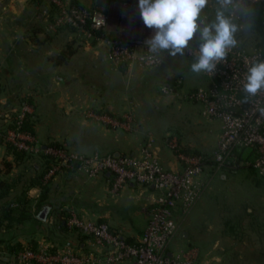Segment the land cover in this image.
Returning a JSON list of instances; mask_svg holds the SVG:
<instances>
[{
    "label": "built area",
    "instance_id": "1",
    "mask_svg": "<svg viewBox=\"0 0 264 264\" xmlns=\"http://www.w3.org/2000/svg\"><path fill=\"white\" fill-rule=\"evenodd\" d=\"M45 1L56 10L49 28L66 26L86 40L98 38L95 31L105 33L107 30L109 17L106 11L67 0ZM256 3L263 6L257 26L264 30V0H208L202 18L206 23L212 22L217 13L222 12L236 25L234 36H238L237 43L213 75L202 73L206 85L189 90L184 96L200 104V115L205 120L219 122L220 134L208 155L191 148L187 150L175 136L168 135L164 144L176 158V170L164 168L156 158L152 135L140 143L136 155L81 154L69 151L63 144L39 145L35 136L23 128L33 113V106L28 101L0 116V144L30 155L42 153L48 159L44 183L66 172L79 173L89 180L107 174L110 197H120L129 185H133L140 189L134 200L142 202L146 210L141 236L136 242H130L122 230L75 208H68L62 217L63 225L86 236L87 247L59 246L44 239L25 242L13 258L15 264H203L197 247L172 253L168 248L180 222L207 188L208 183L203 176L205 167L208 164L223 165L228 158L236 159V150L251 149L253 159L242 161L264 178V91L246 99L242 88L247 68L254 61L264 60L260 37L247 19L248 12ZM119 5L122 13L116 33L109 41V58L115 65H125L131 70L160 67L167 52L150 53L145 44L154 30L144 25L137 6ZM127 19L141 23L142 36L133 35ZM198 45V39L191 41L184 56L195 61L199 54ZM181 86L182 79L175 77L172 83L162 85L160 91L178 94ZM85 116L113 129L131 132L135 128L131 112L115 117L92 108L85 112Z\"/></svg>",
    "mask_w": 264,
    "mask_h": 264
},
{
    "label": "crops",
    "instance_id": "2",
    "mask_svg": "<svg viewBox=\"0 0 264 264\" xmlns=\"http://www.w3.org/2000/svg\"><path fill=\"white\" fill-rule=\"evenodd\" d=\"M119 3L127 2L120 1ZM119 3L115 1L107 2L106 0V4L101 6L108 13V27L103 36L101 35L94 40L81 38L67 28H59L51 34H46V36L43 31H32V40L25 39L27 41L26 50H28L34 62L33 65H36L37 69H33V72L25 77L17 78V81L22 84L21 89L16 88L10 94H3L0 89V116L9 109L21 104L26 98L33 106L32 124L34 136L39 145L63 144L69 151L81 154L101 152L136 155L140 143L148 135H151L149 130L146 131L138 126L133 132L113 129L102 122L85 116V112L92 108L118 116H122L125 112L131 110L134 104L131 105L127 100L129 97L126 94L128 93L124 90L115 93L114 72L128 74L129 72H148L152 70L140 68L131 70L125 65H115L108 56L109 41L116 33L119 17L122 13ZM126 23L131 27V20L127 19ZM132 33L134 36H142L140 33L135 34L133 30ZM79 38L81 39L78 40ZM56 43L59 45H56ZM63 51L68 54L64 56L62 62L55 63L58 60L56 57ZM167 55L164 56L160 67L165 68L168 73L170 70L173 71L174 64L166 60ZM2 60L5 59H0L1 72L3 67H7ZM143 77L140 76L138 79L141 84L142 81L148 80V78L144 79ZM97 82H99V86ZM196 82L198 85L195 88L206 85L204 76L198 77ZM3 83L4 75L1 77L0 74V86ZM139 93L141 91L137 94ZM206 123L211 129L215 128V121L206 120ZM165 148L168 149L164 144V139L156 138L154 144L156 158L164 168L178 169V163L173 153L171 152V155L167 154ZM37 156L38 154H29L22 160H17L14 153L7 146L0 144V179L7 180L12 175V168L14 179L17 176L15 171L23 170L29 159ZM41 160L43 159L41 158ZM7 164L10 165L9 169ZM75 173H61L58 177H63L66 174L74 175ZM75 175L80 176L83 179L82 182H89V185L85 187L81 182L77 188L73 189V193L62 192L60 194L59 190V193H55L60 195L57 196L58 198L54 199L48 196L50 197L48 200L51 205L50 212L64 211L65 214L66 209L75 208L84 214L99 219L109 218L108 211L104 210L102 199L98 197L102 194L104 199L111 198L107 193L110 183L109 176L107 174L100 175L94 180H89L79 173ZM136 189L133 185L127 187L122 194L124 203L134 200L135 195L138 193L134 192ZM26 195L29 199L27 211L29 214L34 213L36 204L41 197V190L38 187H32L27 190ZM94 203L98 206L97 211H95ZM134 204L137 207L136 214L141 215L146 223V210L143 203L134 200ZM188 215L179 225L180 228L185 222L187 230L179 232L178 229L174 238L181 233L180 236L187 240L188 247H197L203 264H264V226L255 227L251 224H243L240 226L239 232L236 228L227 231L223 228L222 233L219 231L216 236H213L212 226H203V217L199 224H194L188 219ZM47 221L53 223L51 215H48ZM14 227L19 229L18 232L22 231L20 230L22 227H26L22 231L23 234L14 238V241L21 243H24L31 236L34 240L44 239L55 244L62 241L66 243L65 245L79 248H86L88 245V238L76 230L66 229L64 233H61L55 230L53 225V235L48 238L47 234L34 231L31 221H25L23 224ZM124 231L126 232L123 233L124 236L132 242H136L141 236V231H135V229ZM174 238L169 244L168 250L170 253L183 249L177 242H174ZM11 260V256L4 250V245L0 244V264H11ZM13 264H15L14 261Z\"/></svg>",
    "mask_w": 264,
    "mask_h": 264
},
{
    "label": "rangeland",
    "instance_id": "3",
    "mask_svg": "<svg viewBox=\"0 0 264 264\" xmlns=\"http://www.w3.org/2000/svg\"><path fill=\"white\" fill-rule=\"evenodd\" d=\"M67 1H75L85 7H96L95 4L98 5L97 0ZM111 1L118 3L122 1L134 6L138 5V0H109V2ZM0 4H6L9 12H11L14 17L21 20V24L17 30V37L29 56V70H36V65H33L34 62L32 61V57L28 53V50H26L27 41L25 39L27 38L29 41L32 40L31 33L35 30L43 31L46 36V34H51L59 28H70L66 26H53V28H49L54 22L56 10L51 3L45 0H0ZM205 10L206 6L202 10V13ZM43 12H45V14ZM141 27L143 26H141L138 20L132 21L131 28L135 34L140 33ZM72 31L75 33L74 30ZM252 37L255 38L256 35L252 34ZM234 38L237 42L238 36H234ZM56 45L59 44L56 43ZM166 58L167 61L174 64L172 68L173 71L170 70L168 73L163 67L152 69L148 72L136 71L129 72L128 74L115 71L113 74L115 93L121 90L128 93L126 94L129 97L127 100L131 105L134 104V106L127 112L132 113L135 119V128L138 126L146 131L149 130L154 139H165L168 135L175 136L183 147L191 148L197 152L208 155L218 141V134H220L218 127L220 124L218 121H215V128L211 129L208 123H206V120L200 115V104L189 101L184 96L186 92L198 85L196 80L203 75L202 73L197 74L191 72L190 67L194 60L184 55L181 56L178 54L175 57L167 55ZM0 59H5L2 61L5 63L4 65L7 66L3 67L2 72L0 71L1 77L4 75V83L0 86L3 94H10V92L14 89L16 90V88L21 89L22 84L20 81H17V78L25 77L28 74L20 73L17 70L9 53L2 45L1 40ZM140 76H144L143 78H148V80L145 82L142 81L143 83L141 84L140 81H138ZM177 76L182 79L180 92H178V94L161 93L159 90L160 87ZM97 85L99 86V82H97ZM136 90L137 93L140 91L141 93L137 94ZM24 100H26V98ZM112 116L118 117V115ZM165 151L169 155L172 154L169 149L165 148ZM32 164H39V166L43 168V160H41L39 156L30 158L27 165L23 167V170L15 171L17 176L14 179L12 168V175L7 178V181L12 187L13 182H17L18 186L17 184L16 186L18 191H20L19 189H24L28 183L37 180L36 177L40 173H35ZM41 171L42 170H40V172ZM75 174H66L63 177H58V175L55 177L56 180L54 178L46 183L47 185L45 188L48 192L47 196L55 199L60 196L55 193H73V189L77 188L83 181L80 176ZM203 176L208 185L200 201H198L188 215V219L191 222L199 224L203 217V226L206 227L207 225H211L213 236H216L219 231L222 233L223 228L226 231L236 228L237 232H239V228L243 224H251L255 227L264 226V178L259 176L254 169L245 165L242 160L239 161L237 159L228 158L223 165L208 164L205 167ZM82 183L85 187L89 185V182ZM139 190L140 189L137 188L134 192L136 193ZM121 196L107 199H104L102 194L98 196L102 199L104 210L108 211L109 216V218L100 220L106 222L112 228L122 230L123 233H126L124 230L131 229L141 231L142 233L145 221L141 215L139 216L136 214L137 207L134 204V200L124 203L123 196ZM50 197H48L47 200H49ZM11 202H13V198ZM94 204L95 211H97L98 206L96 203ZM61 212L62 211H51L49 213L53 223H49V221L46 222V220L43 221L41 227L48 234L49 232L53 233L54 219L56 220ZM32 214L33 213H30V215ZM25 228L26 227H22L20 230L23 231ZM186 230L184 222L179 228V232H185ZM180 235L181 233L174 238V242H177L181 248L185 249L189 244L187 240ZM27 241L33 242L34 239L29 236L24 243ZM11 258V264H13V257Z\"/></svg>",
    "mask_w": 264,
    "mask_h": 264
},
{
    "label": "clouds",
    "instance_id": "4",
    "mask_svg": "<svg viewBox=\"0 0 264 264\" xmlns=\"http://www.w3.org/2000/svg\"><path fill=\"white\" fill-rule=\"evenodd\" d=\"M207 3L208 0H138L140 18L147 28L154 30L145 41L148 51L183 56L190 42L198 39L199 54L190 70L213 75L235 47L237 28L222 12L217 13L214 21L206 23L201 14ZM244 79L242 88L246 99L264 91V60L252 62Z\"/></svg>",
    "mask_w": 264,
    "mask_h": 264
},
{
    "label": "trees",
    "instance_id": "5",
    "mask_svg": "<svg viewBox=\"0 0 264 264\" xmlns=\"http://www.w3.org/2000/svg\"><path fill=\"white\" fill-rule=\"evenodd\" d=\"M107 2H109V0H107ZM72 3L78 4L75 1H73ZM95 6H96L95 8H99L102 11H105L104 7H101L97 4H95ZM262 7L263 6L260 3L253 4L252 8L248 12L247 19L251 23V25L256 29V32L260 37V45L262 48H264V30L257 26V23L260 20V13L262 12ZM95 35L103 36V33L101 31H95ZM67 54L68 53H64V51L60 53L59 56L56 57L58 60H56L55 63L62 62L64 60V56ZM172 82L173 80H170L169 82H167V84ZM24 101H28L30 103L29 99H26ZM23 128L34 135L32 115L24 122ZM7 148L11 150L9 146H7ZM185 148L188 150L187 147ZM11 151L14 153L17 160H22L26 155H29L26 154L25 152L16 151L14 149ZM38 156L43 159V168H41L39 164L32 165V168L33 170H35V173L39 172L40 174H38V176L36 177L37 179L36 181L28 183V185H26L24 189L22 190L19 189L20 191H18L17 182H13V187H12L7 180L0 179V244L4 245L5 252L8 253V255H10L13 258L17 254V252H19L22 249V245H23V243L21 242L14 241V238L17 235L23 234V232H18L19 229L17 227H14L15 225L23 224L25 221H31L34 231H39L42 234L43 233L47 234L48 238H51V236L53 235L52 232H49L48 234L41 227L43 221L47 219L50 213L51 205L47 200L48 192L45 188L47 184L43 182L44 180L43 178L45 172L47 171L49 161L42 153L38 154ZM235 156L236 159L239 161L251 160L254 157L253 151L251 149L236 150ZM7 165L9 169L10 165L9 164ZM40 170L42 171L40 172ZM32 187L40 188L41 197L39 198L38 203L36 204L35 212L32 215H30L29 212L27 211L29 199L26 195V192L29 188ZM12 198H13V202H11ZM44 210H47L45 213V218L41 219L39 215ZM62 215H64V211L60 213L59 215L60 217L58 216L59 218L58 217L56 218L54 222V229L57 230L58 232L64 233L66 231V228L62 222V218H61ZM27 242H32V241H27ZM65 244L66 243L60 241L57 245L63 246Z\"/></svg>",
    "mask_w": 264,
    "mask_h": 264
},
{
    "label": "water",
    "instance_id": "6",
    "mask_svg": "<svg viewBox=\"0 0 264 264\" xmlns=\"http://www.w3.org/2000/svg\"><path fill=\"white\" fill-rule=\"evenodd\" d=\"M98 5L104 6L106 0H97ZM21 24L19 18L14 17V15L9 12L6 4H0V40L2 45L5 47L10 57L13 60L14 66L20 73L30 74L33 70H29V56L27 55L25 49L21 45L17 37V30ZM119 154H114L118 156ZM44 210L40 213L39 217L41 219L45 218Z\"/></svg>",
    "mask_w": 264,
    "mask_h": 264
},
{
    "label": "bare ground",
    "instance_id": "7",
    "mask_svg": "<svg viewBox=\"0 0 264 264\" xmlns=\"http://www.w3.org/2000/svg\"><path fill=\"white\" fill-rule=\"evenodd\" d=\"M126 10H129V9H126Z\"/></svg>",
    "mask_w": 264,
    "mask_h": 264
}]
</instances>
